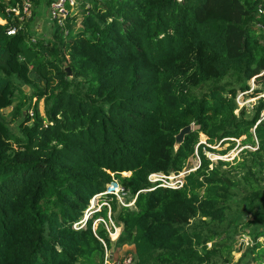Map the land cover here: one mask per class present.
Wrapping results in <instances>:
<instances>
[{
  "label": "trees",
  "instance_id": "obj_1",
  "mask_svg": "<svg viewBox=\"0 0 264 264\" xmlns=\"http://www.w3.org/2000/svg\"><path fill=\"white\" fill-rule=\"evenodd\" d=\"M259 2L264 8V0H91L69 13L67 34L54 25L45 38L30 26L35 8L11 20L0 0V111L20 117L14 130L0 112V264H105L127 245L133 264H264ZM238 92L256 97L249 110ZM238 139L251 149L231 161L208 157ZM195 156L181 187L148 181ZM113 182L132 206L99 197ZM93 198L105 204L74 226ZM108 211L120 227L115 240L94 225ZM243 235L251 244L233 262Z\"/></svg>",
  "mask_w": 264,
  "mask_h": 264
},
{
  "label": "rangeland",
  "instance_id": "obj_2",
  "mask_svg": "<svg viewBox=\"0 0 264 264\" xmlns=\"http://www.w3.org/2000/svg\"><path fill=\"white\" fill-rule=\"evenodd\" d=\"M82 1L89 3V1H91V0H82ZM34 8H35V11L37 13V17L34 19V21L32 22V25H30V26L33 29H35L36 32L39 33V35H41L45 38H51L53 36V31H54L55 26L48 17V8H47V4H46L45 0H38V2H36L34 4ZM226 80L230 81L231 78L227 77ZM232 83L234 85L236 84L233 81H232ZM249 84H250L251 88L254 87L252 80L249 81ZM25 86H27V85H24L23 89L27 93V95H29L31 92V89L29 86H27V87H25ZM261 87L264 88V86H262V85H261ZM204 89H205V86H203V87L200 86V87H197L195 89V92H199V91H202ZM248 94H249V92H246V93L245 92H238L237 96H236V99L239 98V103L236 102L237 104H239L238 106L239 107L245 106L247 108V110H249V108H251V105L254 102H256V97H251ZM35 100H36L35 98H32V102H34ZM28 103H29V100L27 97L25 99V105L22 108L23 110L28 106ZM45 106H46V101L43 98L38 100V107H39L41 114H43ZM0 112H1V115L5 118V120L9 123V126L15 130L16 129L15 128L16 123H17L18 119H20V117L17 116L15 118L12 115V107L4 108ZM200 142H203V143L205 142V137L203 135H200ZM240 142H241V139L236 140L235 144L233 145V148L230 149L229 151H227V153H225V154L220 153V150L225 149L229 145V143H225L222 146L216 145V146H214V148L217 151L216 152H207V155L214 162H216L218 159L231 161L233 158H235V156L238 154V152L242 148L247 147V148L251 149L250 146L242 145ZM197 164H198L197 156L189 158L185 167L183 168V171L188 172L189 170L194 169L197 166ZM172 174L173 173H170L168 175V176H170L169 179H167L168 182L175 181V177ZM161 179H163V176L160 179L153 178V181L154 180H161ZM113 183H115L116 185H111L112 183L108 184L106 191L107 190L112 191L111 193H113L115 195V197L117 198L118 204L126 205V206H132V203H133L132 196L128 193L123 192L118 183H116V182H113ZM236 191L240 192L238 189H236ZM97 198L94 201H93V199L91 200L90 205H89V208H91V209L89 210V213H91L95 210H99L101 207V204H105V202L99 203L100 200H98ZM238 198H239L238 195H235L231 198V201L237 202ZM121 202H123V204ZM85 214H86V210L84 211L83 216H85ZM243 218H244V220L247 219V217L244 215H243ZM99 221H101L105 225V227L108 229L111 239L115 240L116 237L119 235L120 227L115 226L113 220L111 219V217L109 215V211H108V218L106 220L99 218V219H96L94 221L95 227ZM113 226L117 229V233L115 232V229ZM237 239L238 240H237V243L235 244V248L240 247V249L239 250L235 249L232 251V261L233 262H236L238 260L243 249L245 248V246L251 244L250 238L247 235H243L242 237H239ZM260 240H262V238H260ZM209 246H210V244H208V247ZM122 248H124V247L113 249L112 254H110V252H108L106 257H105V260L107 259L106 263L107 264H115L117 262L118 257H123V256L128 255L129 257H131V262H129L128 264H133L131 251L129 249L123 250Z\"/></svg>",
  "mask_w": 264,
  "mask_h": 264
},
{
  "label": "built area",
  "instance_id": "obj_3",
  "mask_svg": "<svg viewBox=\"0 0 264 264\" xmlns=\"http://www.w3.org/2000/svg\"><path fill=\"white\" fill-rule=\"evenodd\" d=\"M2 1L6 5L5 12L11 18V20L17 19L18 21H21V20L29 19L32 17L33 9H34L33 0H2ZM82 6L84 8L88 7L89 3L83 2L82 0H50V2L48 4V17L54 25H57L63 29L64 34H67V30L64 29L65 19L67 18V16L69 15L70 12L74 13L76 9H78ZM257 11H258V14L264 13L263 2L258 3ZM20 27H21L20 24L11 25L7 29L6 34L7 35L15 34V32L18 29H20ZM257 27H259L262 31H264V24L263 23H258ZM32 38L34 39V36ZM237 99H236V102L239 103V98H237ZM262 115H264V109H263ZM185 173H186V171H183V170L178 172V173H173L172 175L175 177V181H173V182L167 181V179H169V177H170V176H168L169 174L152 173V174L148 175V181L151 183H157L158 185L164 186V187L179 188L183 185V177H184ZM162 176H163V179L153 181V178L160 179ZM111 192L112 191L107 190L103 193H100L99 196L106 194V193H111ZM95 197H98V195ZM94 200H95V198H93V201ZM121 203L123 204V202H121ZM90 209L91 208H88L86 210L85 216H83V218L81 220L74 223L73 225L78 226V225L85 223L86 219L90 215V213H89ZM114 229H115V232L117 233V229L115 227H114ZM123 257H124L123 263L128 264L129 262H131V257H129L128 255L123 256ZM105 264H107L106 260H105Z\"/></svg>",
  "mask_w": 264,
  "mask_h": 264
},
{
  "label": "water",
  "instance_id": "obj_4",
  "mask_svg": "<svg viewBox=\"0 0 264 264\" xmlns=\"http://www.w3.org/2000/svg\"><path fill=\"white\" fill-rule=\"evenodd\" d=\"M66 70H67V74H68L69 76H71V71H70V69H69V68H66ZM25 87H27V86H25ZM190 130H192V125H191V124L182 127V128L178 131V133L175 134V137H174V138H175V142H174L175 148H178V147L180 146V144H181V143L183 142V140H184L185 135H186Z\"/></svg>",
  "mask_w": 264,
  "mask_h": 264
},
{
  "label": "crops",
  "instance_id": "obj_5",
  "mask_svg": "<svg viewBox=\"0 0 264 264\" xmlns=\"http://www.w3.org/2000/svg\"><path fill=\"white\" fill-rule=\"evenodd\" d=\"M48 8V7H47ZM133 246L132 245H127V246H124V248H122L123 250L124 249H129L130 251L132 250ZM110 254H112L113 252L112 251H109Z\"/></svg>",
  "mask_w": 264,
  "mask_h": 264
}]
</instances>
